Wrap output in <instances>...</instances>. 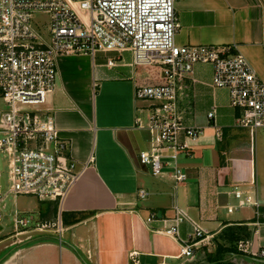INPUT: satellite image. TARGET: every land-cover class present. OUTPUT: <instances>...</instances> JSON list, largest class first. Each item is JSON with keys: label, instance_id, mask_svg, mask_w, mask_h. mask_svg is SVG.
<instances>
[{"label": "crops", "instance_id": "0c3cea01", "mask_svg": "<svg viewBox=\"0 0 264 264\" xmlns=\"http://www.w3.org/2000/svg\"><path fill=\"white\" fill-rule=\"evenodd\" d=\"M176 12L179 44L234 43L264 80V19L256 0H178ZM57 63L58 78L45 107L68 139L80 175L62 201L35 197L38 203L28 211L43 221L61 215L65 230L61 237L54 230L38 231L33 239L2 250L0 264H133L132 252L141 264H210L206 252L215 257L220 233L241 223L251 229L245 240L250 250L264 248V218L257 219L251 206L247 217L234 216L240 209H227L237 205L234 190L239 188L254 192L264 211V176L257 172L264 145H257L258 131L235 126L237 111L229 106L227 90L210 85V64L198 63L192 73L196 80L188 79L179 90L185 122L204 124L205 131L181 154V166L191 174L178 182L168 172L153 175L140 158L150 147L151 132L137 119L146 124L156 102L138 99L135 91L158 83L159 67L135 65L131 49L100 51L95 57L62 54ZM215 105L221 136L213 122L206 124ZM176 204L214 234L212 244L194 258H178L180 241L162 230L163 218L174 214ZM155 211L157 217L149 221ZM191 230L188 220L180 226L183 238ZM225 260L222 264H264V257L250 253L227 254Z\"/></svg>", "mask_w": 264, "mask_h": 264}, {"label": "built area", "instance_id": "2783aa9c", "mask_svg": "<svg viewBox=\"0 0 264 264\" xmlns=\"http://www.w3.org/2000/svg\"><path fill=\"white\" fill-rule=\"evenodd\" d=\"M177 1L0 0V96L7 104L0 109V232L6 214L13 209L12 195L60 202L79 178L69 141L60 134L55 115L45 107L58 78L59 55L95 57L100 51L131 49L135 65L159 67L160 81L135 91L138 99L156 102L146 124L137 119L139 127L151 132L150 147L141 151L140 158L155 176L168 172L178 182L190 177L191 171L181 166L180 156L203 135L205 125L185 122L178 96L183 83L196 80L192 73L198 63L212 66L213 88L227 90L229 106L237 111L235 126L253 134L264 128V80L244 54L236 51L234 43L179 44ZM256 6L264 19V0H256ZM38 13L48 16L37 20ZM108 64L115 61L109 58ZM216 116L215 105L207 113L206 124L213 122L221 136ZM139 194L145 197L148 192L142 189ZM234 195L238 203L229 205V212L251 206L257 219L264 218L254 192L246 194L236 188ZM156 217L157 211L148 220ZM187 220L192 230L183 238L180 226ZM163 222L164 233L181 243L178 258H194L197 251L212 244L214 234L177 204L174 214ZM11 225L16 228L15 235L54 230L61 237L65 230L61 215L54 221H43L33 213L23 216L17 209ZM247 243L239 242L242 253L264 257V248L250 250ZM132 260L141 264L136 252H132Z\"/></svg>", "mask_w": 264, "mask_h": 264}, {"label": "rangeland", "instance_id": "374dc122", "mask_svg": "<svg viewBox=\"0 0 264 264\" xmlns=\"http://www.w3.org/2000/svg\"><path fill=\"white\" fill-rule=\"evenodd\" d=\"M47 16L48 15H46V14L38 13L36 15V19L37 20L46 19ZM2 108L3 109L7 108V104L5 103L4 99L0 96V109H2ZM256 142H257L258 146L261 144L264 145V128H260L258 130V133L256 134ZM262 156H264V154L260 153L261 162L258 160V167H257V172H258L260 179L262 176H264V162L262 160ZM3 174L7 180V169H5L3 171ZM11 203H12L13 209H12V211H10L9 213L6 214V216L3 220L4 228L0 232V253H2V250L4 252L12 250L15 246L20 244L21 241L33 239V237L36 236V233H38V231H33V232H25V233H22L19 235H15L16 228L14 227V225H11V221L13 219V215H14V212L16 209L21 212V215L29 216L30 214H32V212L28 211V208L32 207V205L34 203H38V199L35 198L34 196H27V195H19L17 198H15L12 195L11 196ZM251 210L252 209H250L248 207L240 208V210L237 211V213H235L234 216H238L237 214H240V216L244 215V217H247L249 215V212H251ZM21 228H23V227H21Z\"/></svg>", "mask_w": 264, "mask_h": 264}, {"label": "trees", "instance_id": "16d2710c", "mask_svg": "<svg viewBox=\"0 0 264 264\" xmlns=\"http://www.w3.org/2000/svg\"><path fill=\"white\" fill-rule=\"evenodd\" d=\"M78 219L79 217L75 218L74 221ZM250 234L251 229L247 223L230 225L226 227L223 232L220 233L219 239L217 240L218 247L214 253L215 257H212L213 253L206 252V259L210 264L226 263L227 260H225V258L227 254L242 253L238 249V244L241 240L245 241L248 239Z\"/></svg>", "mask_w": 264, "mask_h": 264}, {"label": "water", "instance_id": "95a60500", "mask_svg": "<svg viewBox=\"0 0 264 264\" xmlns=\"http://www.w3.org/2000/svg\"><path fill=\"white\" fill-rule=\"evenodd\" d=\"M9 206V205H8ZM262 221H264V219H262Z\"/></svg>", "mask_w": 264, "mask_h": 264}]
</instances>
